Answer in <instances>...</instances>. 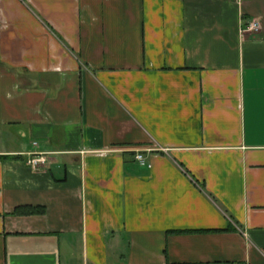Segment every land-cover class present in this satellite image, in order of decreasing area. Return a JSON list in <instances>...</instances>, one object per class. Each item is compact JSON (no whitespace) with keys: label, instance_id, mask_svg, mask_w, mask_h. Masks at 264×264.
<instances>
[{"label":"crops","instance_id":"obj_1","mask_svg":"<svg viewBox=\"0 0 264 264\" xmlns=\"http://www.w3.org/2000/svg\"><path fill=\"white\" fill-rule=\"evenodd\" d=\"M0 264H264V0H0Z\"/></svg>","mask_w":264,"mask_h":264},{"label":"built area","instance_id":"obj_2","mask_svg":"<svg viewBox=\"0 0 264 264\" xmlns=\"http://www.w3.org/2000/svg\"><path fill=\"white\" fill-rule=\"evenodd\" d=\"M250 29L252 30H258L259 27V22L253 21L252 23L249 24ZM47 153H33L32 157L28 160V165L31 167H39L40 165H43L47 162L46 159ZM136 159L142 164V165H147L143 155L141 153H138L136 155Z\"/></svg>","mask_w":264,"mask_h":264},{"label":"trees","instance_id":"obj_3","mask_svg":"<svg viewBox=\"0 0 264 264\" xmlns=\"http://www.w3.org/2000/svg\"><path fill=\"white\" fill-rule=\"evenodd\" d=\"M36 210L32 209V208H29L26 212L27 213H32V212H35Z\"/></svg>","mask_w":264,"mask_h":264}]
</instances>
